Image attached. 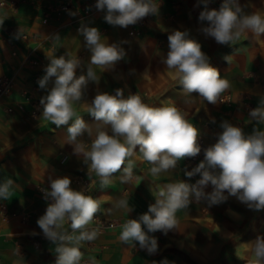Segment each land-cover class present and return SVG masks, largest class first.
<instances>
[{
	"label": "crops",
	"instance_id": "crops-1",
	"mask_svg": "<svg viewBox=\"0 0 264 264\" xmlns=\"http://www.w3.org/2000/svg\"><path fill=\"white\" fill-rule=\"evenodd\" d=\"M4 1L6 5H0V75L12 76L16 86L0 100V183L8 178L15 183L9 199L0 200V205L15 215L5 218L0 215V264H55V245L43 236L36 223L48 204L41 189H50L49 176H68L72 180L71 187L77 190L74 182L76 176L88 178L87 166L73 154V147L66 144V126L56 128L51 122L40 118L42 108L37 117L30 115L33 108L31 99H41L47 94L37 83L45 74L44 68L49 63L47 57L70 54L87 65L90 52L85 47L83 36L78 33L77 24L97 27L105 43L127 41L121 43L127 55L114 69L104 72L95 69L101 78L98 85L89 82L85 97L87 101H91L97 88L109 93L123 88L125 95L137 93L150 106L175 105L200 130V140L205 148L216 142L217 134L222 132L220 125L225 120L241 127L246 135L251 134L256 127L264 130V125H258L249 118V111L256 108L260 97L264 96V34L260 37L246 34L234 44H217L199 31L202 26H207L206 21L198 19L204 10L200 0H156L160 2L159 13L146 17L140 24V36L129 34L138 24L127 28L109 25L103 19L105 13L95 8L96 0H71V7L59 20L53 13L47 23L42 21L44 10L67 0ZM92 3L95 4L91 14L79 18L82 8ZM240 4L252 6L245 8V11L264 10V0H240ZM70 12L76 14L70 15ZM175 30H187L189 38L201 44L209 64L219 70L221 77L231 82L230 89L225 92L231 98V106L209 104L199 98L197 93H193V97L183 93L174 72L167 70L161 63L169 50L167 37ZM23 34L29 38H22ZM56 35L60 38H49ZM228 56L230 63L225 59ZM33 60H38V63L31 64ZM80 74L81 70L77 69V75ZM186 100L191 103H186ZM75 107L77 114L94 128L96 121L87 113V104L81 102ZM81 139L90 143L86 133ZM203 158L204 155L192 162L184 159L179 162L175 172L152 177L149 173L151 165L137 151L131 158L134 176L130 183H121L122 173H116L111 183L102 188L99 178L93 174L90 179L92 186L87 195L100 202L98 214L103 218L115 219L116 227L100 234L95 241L84 243L81 246L82 261L90 264L93 261L94 264H160L168 260V248L171 247L200 259L213 242L204 245L191 242L185 236L186 229L190 225H199L217 235L228 223L237 221L244 209L259 213L254 224L251 221L247 228L253 225L264 227V209L250 210L235 197H229L218 204L216 210L213 207L215 205L209 207L205 200L199 203L193 200L188 209L177 212V230L169 231L166 235L160 231L150 233L158 242V250L154 254L140 249L138 243L132 247L118 239L120 226L127 219H137L155 202L152 188L179 180L195 183L199 175L188 178L184 175V169L187 167L190 171ZM205 191L211 192L212 186L209 184ZM121 198L129 199L131 212L115 207L116 201ZM65 228L70 231L68 224ZM250 242L252 240L249 238L241 242L248 257L251 253L245 244Z\"/></svg>",
	"mask_w": 264,
	"mask_h": 264
},
{
	"label": "clouds",
	"instance_id": "clouds-1",
	"mask_svg": "<svg viewBox=\"0 0 264 264\" xmlns=\"http://www.w3.org/2000/svg\"><path fill=\"white\" fill-rule=\"evenodd\" d=\"M200 2L204 10L198 19L206 21L207 26L199 31L217 44H234L246 34L254 37L264 34V10L245 11L252 6H242L240 0H223L218 10L208 8L210 0ZM95 8L105 13L103 19L109 25L127 28L149 15H158L160 2L96 0ZM75 14L70 12V15ZM78 33L90 52L87 65L70 54L47 57L45 74L37 83L40 89L47 91L39 101L40 118L56 128L66 126V144L73 147V154L87 166L88 179L94 174L104 188L116 173H122L121 183H130L134 176L131 158L137 151L151 165L152 177L175 172L180 161L199 155L201 132L175 105L150 106L137 93L125 95L123 88L112 93L97 88L90 102L85 99L89 82L97 85L100 82L95 69L102 72L114 69L127 55L121 47V43L127 41L105 43L97 27L83 23ZM167 39L169 50L161 63L174 72L183 93L190 97L197 93L199 98L213 105L225 102L222 96L230 89L231 82L209 64L201 44L189 38L187 30H175ZM229 57H225L228 62ZM77 69L81 70L80 75ZM81 102L87 104V113L94 117V128L77 114L75 106ZM185 102L191 103L190 100ZM249 118L264 125V96L260 97L258 106L249 111ZM220 127L222 132L217 134L216 142L204 149L203 160L190 171L187 167L184 169L186 177L199 175L200 178L195 183L179 180L152 188L155 202L148 206L147 212L137 219H127L120 226L118 239L123 244L135 247L138 243L140 249L156 253L158 242L150 233L160 231L166 235L177 230V212L188 209L193 200L197 203L205 200L210 207L235 197L250 210L264 209V130L256 127L246 135L241 127L227 120ZM85 133L90 143L81 139ZM48 179L50 189H41L48 204L36 223L43 236L55 245V264H81V246L95 241L101 234L99 226L89 227L100 212L101 204L85 194V188L73 189L68 176H49ZM14 183L11 178L0 183V200L9 199ZM209 184L212 191L206 192ZM128 201L121 198L115 207L129 213L132 208ZM66 224L70 231L65 228ZM245 245L252 255L250 264H264V236H257Z\"/></svg>",
	"mask_w": 264,
	"mask_h": 264
},
{
	"label": "rangeland",
	"instance_id": "rangeland-1",
	"mask_svg": "<svg viewBox=\"0 0 264 264\" xmlns=\"http://www.w3.org/2000/svg\"><path fill=\"white\" fill-rule=\"evenodd\" d=\"M208 8L212 9L210 3L208 4ZM78 189L80 188L78 187ZM213 207L214 210L217 209V205ZM258 214L244 209L240 213V216H238L237 221L233 224L228 223V226L220 233L218 232L217 235L199 225H190L185 231V236L191 242L203 245L209 241L213 243L208 246L200 259L192 257L181 249L174 247L168 248L170 254L167 260L168 264H250L252 255L249 257L245 255V250L242 248L241 242L246 238L254 241L257 236H264V227L253 225V227L247 228L251 221L254 224L255 217H259ZM97 215L103 218L100 214ZM104 219L114 222L115 226L101 230V234L116 227L115 219ZM89 227L95 228L91 225ZM156 264H159V262Z\"/></svg>",
	"mask_w": 264,
	"mask_h": 264
},
{
	"label": "built area",
	"instance_id": "built-area-1",
	"mask_svg": "<svg viewBox=\"0 0 264 264\" xmlns=\"http://www.w3.org/2000/svg\"><path fill=\"white\" fill-rule=\"evenodd\" d=\"M12 2L15 0H11ZM223 2V0H210V4L212 6V9H219L221 3ZM95 3H92L91 5H89L88 7H84L82 8L81 12L79 13L78 17L79 18H85L87 16H89L92 12L91 8ZM0 5L4 6L5 1L1 0L0 1ZM72 2L71 0H67L66 2H60L58 4H54V5H50L48 6L43 14H42V21L44 23L49 22V20L52 18V14H55L56 19H60L62 17V15L71 7ZM150 16V15H149ZM147 16V17H149ZM146 18V17H145ZM145 18L142 19L141 21H139L137 24L139 25H135L130 31L129 34L132 36H140L141 35V29H140V24H142L145 21ZM82 23H79L76 25V28L78 29L81 26ZM22 38L24 39H28L29 36L28 35H22ZM14 55L16 54L15 51L12 52ZM41 60V59H40ZM2 60L0 59V62ZM42 61V60H41ZM38 63V60H33L31 62V64L35 65ZM16 86V82L14 80V78L12 76L9 75H0V100L5 97L8 96L14 89V87ZM222 99L225 101L223 102V104L227 105V106H231L232 105V101L231 98L229 96V94L225 93L222 96ZM40 99H31L30 104L31 107H33L31 109L30 115L35 118L37 117V114L39 112V110L42 108V106L39 103ZM200 145H201V152L199 155H197L195 158H187L186 162H192L197 160L198 158H201L204 155V144L203 142L200 140L199 141ZM65 157H63L64 159ZM75 184L77 185V187L81 188H85V194H87L92 186L91 181L86 178L83 175H77L75 180H74ZM0 215L2 217H7V216H13L15 215L14 212H9L8 209L5 208V206L0 205ZM91 226L93 227H100V231L103 229H107V228H111L115 226V223L112 221H108L104 218L99 217L98 215L95 217L93 223L91 224ZM83 264H90L87 261H82Z\"/></svg>",
	"mask_w": 264,
	"mask_h": 264
}]
</instances>
